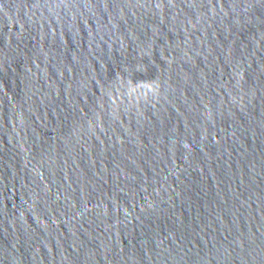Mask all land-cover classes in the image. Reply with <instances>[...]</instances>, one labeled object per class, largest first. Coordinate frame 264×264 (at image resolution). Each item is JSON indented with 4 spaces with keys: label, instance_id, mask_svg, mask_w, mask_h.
<instances>
[{
    "label": "water",
    "instance_id": "95a60500",
    "mask_svg": "<svg viewBox=\"0 0 264 264\" xmlns=\"http://www.w3.org/2000/svg\"><path fill=\"white\" fill-rule=\"evenodd\" d=\"M0 264H264V0H0Z\"/></svg>",
    "mask_w": 264,
    "mask_h": 264
}]
</instances>
